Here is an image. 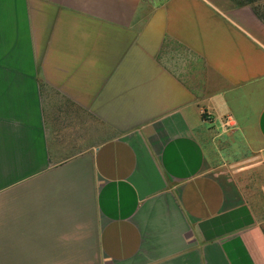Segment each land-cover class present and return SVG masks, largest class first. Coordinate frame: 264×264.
Instances as JSON below:
<instances>
[{
	"label": "crops",
	"instance_id": "crops-1",
	"mask_svg": "<svg viewBox=\"0 0 264 264\" xmlns=\"http://www.w3.org/2000/svg\"><path fill=\"white\" fill-rule=\"evenodd\" d=\"M264 21L231 0H0V264H264Z\"/></svg>",
	"mask_w": 264,
	"mask_h": 264
},
{
	"label": "trees",
	"instance_id": "trees-1",
	"mask_svg": "<svg viewBox=\"0 0 264 264\" xmlns=\"http://www.w3.org/2000/svg\"><path fill=\"white\" fill-rule=\"evenodd\" d=\"M235 7L251 6L256 15L264 21V0H231Z\"/></svg>",
	"mask_w": 264,
	"mask_h": 264
},
{
	"label": "rangeland",
	"instance_id": "rangeland-1",
	"mask_svg": "<svg viewBox=\"0 0 264 264\" xmlns=\"http://www.w3.org/2000/svg\"><path fill=\"white\" fill-rule=\"evenodd\" d=\"M162 1H164V0H155L156 3H160ZM263 213H264V211H263Z\"/></svg>",
	"mask_w": 264,
	"mask_h": 264
}]
</instances>
